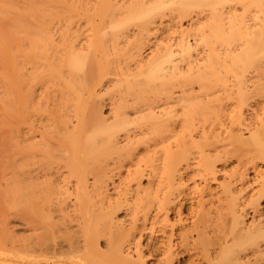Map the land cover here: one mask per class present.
<instances>
[{"label": "bare ground", "instance_id": "bare-ground-1", "mask_svg": "<svg viewBox=\"0 0 264 264\" xmlns=\"http://www.w3.org/2000/svg\"><path fill=\"white\" fill-rule=\"evenodd\" d=\"M0 264H264V0H0Z\"/></svg>", "mask_w": 264, "mask_h": 264}]
</instances>
